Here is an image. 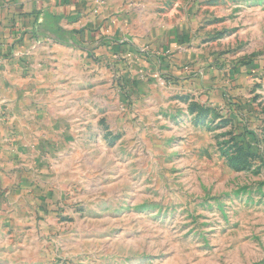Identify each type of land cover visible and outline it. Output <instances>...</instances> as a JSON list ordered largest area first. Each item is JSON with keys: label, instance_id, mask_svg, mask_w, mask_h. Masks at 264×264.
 Instances as JSON below:
<instances>
[{"label": "rangeland", "instance_id": "rangeland-1", "mask_svg": "<svg viewBox=\"0 0 264 264\" xmlns=\"http://www.w3.org/2000/svg\"><path fill=\"white\" fill-rule=\"evenodd\" d=\"M149 6L189 31L185 75L130 96L89 54L58 83L88 144L0 193V264H264V0Z\"/></svg>", "mask_w": 264, "mask_h": 264}, {"label": "crops", "instance_id": "crops-1", "mask_svg": "<svg viewBox=\"0 0 264 264\" xmlns=\"http://www.w3.org/2000/svg\"><path fill=\"white\" fill-rule=\"evenodd\" d=\"M190 39L149 0H0V193L51 191L83 153L64 102L73 92L58 83L89 54L112 61L127 94L140 96L189 67Z\"/></svg>", "mask_w": 264, "mask_h": 264}, {"label": "built area", "instance_id": "built-area-1", "mask_svg": "<svg viewBox=\"0 0 264 264\" xmlns=\"http://www.w3.org/2000/svg\"><path fill=\"white\" fill-rule=\"evenodd\" d=\"M98 3H103L105 0H96Z\"/></svg>", "mask_w": 264, "mask_h": 264}]
</instances>
